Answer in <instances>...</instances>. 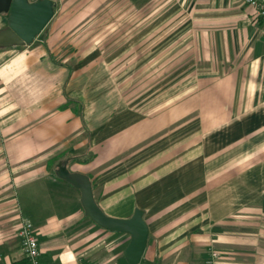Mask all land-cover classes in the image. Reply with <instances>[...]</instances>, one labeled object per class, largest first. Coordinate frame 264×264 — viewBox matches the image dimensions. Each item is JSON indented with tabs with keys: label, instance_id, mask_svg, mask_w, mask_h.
Masks as SVG:
<instances>
[{
	"label": "crops",
	"instance_id": "0c3cea01",
	"mask_svg": "<svg viewBox=\"0 0 264 264\" xmlns=\"http://www.w3.org/2000/svg\"><path fill=\"white\" fill-rule=\"evenodd\" d=\"M119 4L101 43L55 14L0 48V264H29L24 217L44 264H129L131 236L86 215L63 160L108 215L145 212L140 264H264L263 21L245 0Z\"/></svg>",
	"mask_w": 264,
	"mask_h": 264
},
{
	"label": "water",
	"instance_id": "95a60500",
	"mask_svg": "<svg viewBox=\"0 0 264 264\" xmlns=\"http://www.w3.org/2000/svg\"><path fill=\"white\" fill-rule=\"evenodd\" d=\"M9 14L8 27L0 31V48L32 44L53 20L56 14L54 0H0V14ZM59 178L81 191V203L92 221L111 232L131 236L124 251L129 264H140L148 248L150 228L145 212L137 209L130 218L108 215L99 205L91 177L69 169V160H63L56 171Z\"/></svg>",
	"mask_w": 264,
	"mask_h": 264
},
{
	"label": "rangeland",
	"instance_id": "374dc122",
	"mask_svg": "<svg viewBox=\"0 0 264 264\" xmlns=\"http://www.w3.org/2000/svg\"><path fill=\"white\" fill-rule=\"evenodd\" d=\"M54 2L56 17L49 27H53L55 23L57 24V22L67 18L81 21L78 25L74 21V24L70 27L73 30L75 29L76 34L82 35L77 41H82L81 44L91 40L101 43L102 36L107 35L108 31L114 30V33L117 31L118 18L120 15L125 14L124 5L119 4L121 0H72L71 3L69 0H54ZM6 23L7 21L3 23V27ZM75 26L77 27L75 28ZM47 31L45 29V32L42 33V37L46 36ZM86 36L88 37L87 41L85 38ZM82 37H84V39ZM114 41H116V39ZM94 46L96 47V44H94ZM81 56L82 54L78 56V59H80Z\"/></svg>",
	"mask_w": 264,
	"mask_h": 264
},
{
	"label": "built area",
	"instance_id": "2783aa9c",
	"mask_svg": "<svg viewBox=\"0 0 264 264\" xmlns=\"http://www.w3.org/2000/svg\"><path fill=\"white\" fill-rule=\"evenodd\" d=\"M245 2L254 9V17L256 21H263L264 23V0H245ZM19 235L22 251L28 258L29 264H44L40 257L37 230L31 219L26 217L22 219ZM207 264H221L220 254L218 251L212 250L210 252Z\"/></svg>",
	"mask_w": 264,
	"mask_h": 264
},
{
	"label": "flooded vegetation",
	"instance_id": "af4514ba",
	"mask_svg": "<svg viewBox=\"0 0 264 264\" xmlns=\"http://www.w3.org/2000/svg\"><path fill=\"white\" fill-rule=\"evenodd\" d=\"M4 15H5V17H6V21H7V23H6V25L4 26L3 29L7 28V27H8V24H9V14L6 13V14H4Z\"/></svg>",
	"mask_w": 264,
	"mask_h": 264
}]
</instances>
